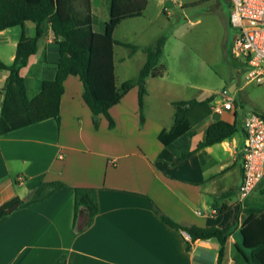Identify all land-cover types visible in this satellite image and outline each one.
Segmentation results:
<instances>
[{"label": "crops", "instance_id": "1", "mask_svg": "<svg viewBox=\"0 0 264 264\" xmlns=\"http://www.w3.org/2000/svg\"><path fill=\"white\" fill-rule=\"evenodd\" d=\"M110 2L92 0L93 12L108 19ZM56 3L61 16L68 17V0ZM17 26L18 30H14L16 26L0 30V59L7 63L15 58L21 33H35L31 22ZM119 45L114 46L117 83L135 76L119 79L118 70L126 71L139 50H144L140 47L131 53L127 46L126 53L117 54ZM58 60L59 46L50 31L24 71L21 69L30 97L38 93L45 78L54 77ZM145 60L146 56L137 60L134 72L138 74ZM7 74L0 69V88ZM163 77L147 78L143 124L138 85L110 107L114 126L101 114L96 127L83 98V82L70 74L60 101V122L49 117L0 135V205L15 197L27 200L42 181L67 183L47 198L20 204L0 219V264H55L63 254L66 264L218 263L217 238L189 240L185 229L166 222L153 202L184 226L236 224L227 239L222 264H249L235 261L234 246H243L241 228L248 217L246 209H264V176L252 192L239 197L243 122L248 113L239 120L235 101L232 109L217 111L215 106L223 98L214 94L179 96V88L159 81ZM237 88L234 83L228 89L235 92ZM0 95L4 97L3 90ZM211 95L210 102L186 111L194 128L189 143L192 153L180 159L159 137L174 122L173 102ZM218 119L234 123L236 131L221 141L200 146L209 126ZM76 187L97 190L99 212L89 225L86 209H76ZM257 215L260 217L251 221L249 235L253 241H263L264 214Z\"/></svg>", "mask_w": 264, "mask_h": 264}, {"label": "trees", "instance_id": "2", "mask_svg": "<svg viewBox=\"0 0 264 264\" xmlns=\"http://www.w3.org/2000/svg\"><path fill=\"white\" fill-rule=\"evenodd\" d=\"M56 2L57 0H0V30L17 25L25 26L28 22L35 25L33 35L27 34L25 30L21 33L12 62L7 63L0 59V69L8 72L4 86L0 88L4 91L0 110V135L49 117H54L60 122V101L65 90L64 82L70 74L78 75L83 82V98L92 111L96 127L99 126L101 114L107 116L110 126L113 127L115 121L110 107L119 102L131 87L138 85L143 124L145 97L148 93L147 78L164 74L166 66L161 62V58L168 36L163 33L152 44L140 46L116 39L114 31L122 20L142 16L148 0H111L109 19H103L93 12L92 0H68V17L61 16ZM50 31L55 35L59 46L55 75L45 78L38 93L30 97L29 87L21 69L28 64L30 56L37 52ZM115 44L129 46L131 53L140 47L146 52V60L138 74L121 83L116 80ZM213 98L214 95H211L205 99L194 97L173 102L174 122L170 128H164L159 137L180 159L192 153L189 143L194 128L186 117L187 109L196 104L208 103ZM236 129L234 123L218 119L209 126L207 137L200 146L221 141ZM62 187H67V183L61 180L42 181L30 192L27 200L15 197L0 205V219L7 214V207L15 202L21 201L22 205H26L42 200ZM75 191L76 209L81 206L86 209L89 225L99 212L97 190L94 187H76ZM153 205L166 222L185 229L193 240L217 238L220 243L217 264H222L227 239L236 224L226 227L184 226L165 214L155 202ZM246 212L248 217L241 228L244 242L243 246H234L235 261L264 264V240L253 241L249 235L251 221L260 217L257 213L263 215L264 209L247 208ZM244 247L251 248L250 253H247ZM55 264H66V255L60 256Z\"/></svg>", "mask_w": 264, "mask_h": 264}, {"label": "rangeland", "instance_id": "3", "mask_svg": "<svg viewBox=\"0 0 264 264\" xmlns=\"http://www.w3.org/2000/svg\"><path fill=\"white\" fill-rule=\"evenodd\" d=\"M230 7L229 0H148L144 14L121 23L115 38L146 46L167 34L161 59L166 70L160 82L179 88V96L214 94L217 99L224 97V88L237 83L235 92L228 90L237 104L239 120L252 110L264 114V85L247 81L245 63L231 52L236 29L228 22ZM128 50L125 45L117 46V54ZM145 56L140 49L126 71L118 70L119 79L136 76L133 65Z\"/></svg>", "mask_w": 264, "mask_h": 264}, {"label": "built area", "instance_id": "4", "mask_svg": "<svg viewBox=\"0 0 264 264\" xmlns=\"http://www.w3.org/2000/svg\"><path fill=\"white\" fill-rule=\"evenodd\" d=\"M231 7L228 22L236 29L232 54L246 65L247 81L264 85V0H229ZM217 111L232 109L234 98L224 88ZM3 96L0 95V110ZM245 144L242 148V182L239 197L247 196L264 176V115L256 110L249 112L243 122ZM22 180V178H20ZM186 238L192 239L184 230Z\"/></svg>", "mask_w": 264, "mask_h": 264}, {"label": "water", "instance_id": "5", "mask_svg": "<svg viewBox=\"0 0 264 264\" xmlns=\"http://www.w3.org/2000/svg\"><path fill=\"white\" fill-rule=\"evenodd\" d=\"M21 204V201H17L14 204H12L11 206L7 207V213L12 212L14 209H16L19 205Z\"/></svg>", "mask_w": 264, "mask_h": 264}]
</instances>
